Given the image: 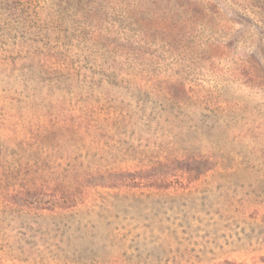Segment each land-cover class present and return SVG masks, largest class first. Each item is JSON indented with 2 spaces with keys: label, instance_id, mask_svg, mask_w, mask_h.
I'll return each instance as SVG.
<instances>
[{
  "label": "rangeland",
  "instance_id": "374dc122",
  "mask_svg": "<svg viewBox=\"0 0 264 264\" xmlns=\"http://www.w3.org/2000/svg\"><path fill=\"white\" fill-rule=\"evenodd\" d=\"M0 264H264V0H0Z\"/></svg>",
  "mask_w": 264,
  "mask_h": 264
}]
</instances>
